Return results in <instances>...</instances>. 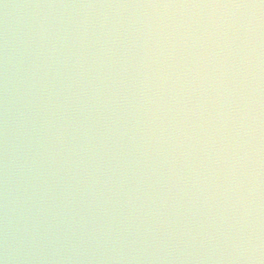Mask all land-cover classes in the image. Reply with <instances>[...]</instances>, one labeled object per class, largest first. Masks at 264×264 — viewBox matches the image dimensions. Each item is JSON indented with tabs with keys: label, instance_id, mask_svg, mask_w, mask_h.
I'll use <instances>...</instances> for the list:
<instances>
[{
	"label": "water",
	"instance_id": "obj_1",
	"mask_svg": "<svg viewBox=\"0 0 264 264\" xmlns=\"http://www.w3.org/2000/svg\"><path fill=\"white\" fill-rule=\"evenodd\" d=\"M207 2L223 0H0V257L7 242L8 264H245L226 242L206 239L217 208L197 199L187 169L181 183L131 139L142 134L133 128L141 50L129 43L145 19L179 17L135 6ZM98 52L111 64L99 80ZM81 158L82 169L70 163ZM89 172L109 183L91 189Z\"/></svg>",
	"mask_w": 264,
	"mask_h": 264
},
{
	"label": "clouds",
	"instance_id": "obj_2",
	"mask_svg": "<svg viewBox=\"0 0 264 264\" xmlns=\"http://www.w3.org/2000/svg\"><path fill=\"white\" fill-rule=\"evenodd\" d=\"M135 7L175 9L179 17L170 18L165 11L157 21L145 19L129 43L141 50L133 128L142 134L131 139L139 141L145 159L155 152L160 161L171 164L169 172L181 183L187 169L197 199L216 206L214 234L206 236L210 244L226 242L232 259L264 264V0ZM76 63L83 78L80 56ZM97 64L99 80L103 67L111 64L99 52ZM89 84L82 88L85 95ZM102 95L97 85L94 98ZM62 136L58 131L61 145ZM80 148L87 153L85 145ZM177 158L182 160L179 169ZM70 163L82 169L87 161ZM88 175L93 190L99 183H109ZM125 176L122 172L121 179ZM214 189L222 191L217 195ZM137 198L130 194L128 203ZM8 259L6 242L0 264H8Z\"/></svg>",
	"mask_w": 264,
	"mask_h": 264
}]
</instances>
